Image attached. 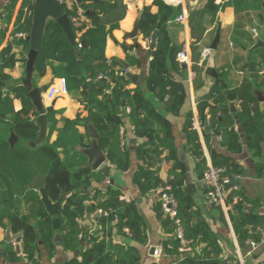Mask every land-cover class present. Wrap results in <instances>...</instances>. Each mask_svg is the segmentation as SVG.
Masks as SVG:
<instances>
[{
    "label": "trees",
    "instance_id": "obj_1",
    "mask_svg": "<svg viewBox=\"0 0 264 264\" xmlns=\"http://www.w3.org/2000/svg\"><path fill=\"white\" fill-rule=\"evenodd\" d=\"M215 0H209L203 9H191L188 15V24L191 37L194 41L191 47L197 49V45L203 40L207 17L212 23L217 22L221 10L230 6H240L246 0H222L219 6ZM157 7L158 11H152ZM66 13L73 22L77 39V47H72L67 41L62 29L54 21H49L44 42L35 61L36 77H45L50 68L53 79L59 78L66 82L69 92L75 93L82 104L89 111L90 121L99 131L100 148L106 152L107 160L121 172L129 169V157L123 150L121 137V109L130 108L128 117L139 135H148L154 142L152 154L161 157L164 150L171 153L175 151L173 138L168 131L156 129L162 126L163 120L155 112L151 101L147 99L140 86L136 89H128L130 82L124 78L123 68L116 59L109 60L106 57V45L108 39H114V31L120 28V22L127 13L125 0H82L80 6L72 9L64 5ZM81 11V12H80ZM182 6H173L165 3V0H155L151 6H147L141 12L139 18V33L143 38H153L156 42L155 49L149 53V71L146 78V92L164 102L166 111L174 116L180 113L185 96V86L177 81L173 73L181 72L182 65L177 61V55L183 46L175 42L170 25L182 15ZM89 13V14H87ZM84 18V20H83ZM87 20V21H85ZM32 17L29 18L28 32L31 30ZM5 34L0 31V47L3 44ZM85 41L86 46L78 45ZM24 44L29 49L26 40L16 41L15 44ZM128 53L134 46L122 44ZM80 50L78 56L76 51ZM137 58V59H136ZM132 59V60H131ZM139 58L136 56L127 59L131 66L136 65ZM19 59L10 44L0 52V227H10L13 234H22L23 253L33 260L39 253V243L42 241L49 250L52 249L55 236L56 223H62V241L66 249L76 250L81 244V221L88 214L89 208L103 213L112 212L118 217L120 230L129 228L135 240L145 242L140 220L129 207L122 206L120 191L109 189L102 201L93 195L90 207L87 205V196L81 193L83 187L89 185L88 179L105 180L107 176L102 173H93L85 168L87 157L75 148L81 144L85 137L79 132L78 127L82 123L81 115L76 120L65 121V126L58 130V137L54 143H50V137L57 131L58 120L56 112L47 114L49 122L48 139L37 147H29L28 144L38 137L39 127L36 119L39 114L35 110L31 98L27 97V90L20 83H13L10 71H12ZM58 63L55 66L53 63ZM135 62V63H134ZM100 76L106 79H100ZM238 97V91L222 93L220 89H214L209 97L201 100V104L210 103L209 130L214 135L222 137L221 145L232 153L241 151L240 136L234 130L235 120L227 108V102ZM21 101L22 110L15 111L14 102ZM86 105V104H85ZM193 116H187L186 134L189 144L193 146L196 157L202 158L199 136L192 127ZM13 129L20 142L11 147L8 143L10 129ZM262 139L257 138L251 144L254 156L261 159ZM140 154V153H139ZM167 156V160H171ZM227 162L215 165L224 168L227 177H238L245 174L238 165L229 166ZM263 166V165H262ZM178 164L172 173L176 174L177 185L164 182L156 172L139 169L135 174V181L139 184L143 194L152 191H161L171 186V193L178 202V217L182 222L184 235L187 239L202 246L199 252L184 259L181 264H229L223 258V250L217 237L211 230L201 224H195L186 208L188 190L184 189V182L177 173ZM208 169L205 160H201L198 171L204 175ZM260 169L262 167L260 166ZM262 171V170H261ZM45 177L46 183L41 189L45 193L42 198L39 191L30 187L37 177ZM208 192V191H207ZM71 193L67 198L64 194ZM243 198L242 190H234L227 199V204H234L235 209L243 208L239 200ZM56 204L57 218L49 215L54 209L50 203ZM95 202V204H94ZM162 212L161 202L157 208ZM104 215L100 223L107 221ZM234 226L239 240L245 243L251 239L259 241V234L253 232L264 224V218L248 217L246 214L234 217ZM56 221V222H55ZM165 227L169 232H174V223L166 218ZM176 252L179 242L174 237L172 241ZM10 261H17L18 257L11 247L6 251ZM94 254L87 252L81 261L75 260L70 264H111L107 257L94 259ZM235 264H239L236 262Z\"/></svg>",
    "mask_w": 264,
    "mask_h": 264
},
{
    "label": "crops",
    "instance_id": "obj_2",
    "mask_svg": "<svg viewBox=\"0 0 264 264\" xmlns=\"http://www.w3.org/2000/svg\"><path fill=\"white\" fill-rule=\"evenodd\" d=\"M154 1L125 0L127 13L120 22V28L114 31V39L107 40L105 54L109 60L116 59L120 65V62L127 64L138 77L136 82L128 80L130 82L128 89L133 90L137 86L142 88L145 97L151 101L155 112L163 120L162 126H157L156 129L158 131L164 129L171 134L175 151L171 153L169 150H164L161 157L154 156L152 154L154 147L152 138L149 137V134L139 135L135 132L128 117L131 110L128 111L130 108L124 107L121 109L120 115L121 137L123 150L128 154L130 160L128 171H119L107 160L105 166L110 168L108 175L100 170L93 171L91 169L93 173H102L107 176L106 179L99 181L90 178L88 179L89 185L81 190V193L87 196L86 203L89 207L93 203L91 201L93 195L96 194L97 199L102 201L107 190L120 191L122 206L129 207L142 224L145 242L140 243L135 240L129 228L120 230L118 217L114 213H103L101 210L93 211L89 208L88 214L81 221L83 230L82 236H80L81 244L76 250L65 248L62 241V223L57 222L52 249L49 250L41 241L39 243L40 251L33 260L23 253L22 234H13L9 226L0 227V264H70L75 260L81 261L87 252L93 253L95 260L107 257L111 264H181L184 259L199 252V248L202 246L194 244L192 253L186 257L180 253L179 249L176 252L172 244L175 237L174 232H169L165 227L167 216L163 212L159 214L157 211L160 203V191L143 194L139 184L135 181L136 172L139 169H146L156 172L164 182L172 186L177 185L176 174L172 173L176 164L179 166L177 173L183 179L184 189L188 190L186 208L190 217L195 224L208 227L217 237L223 250V258L229 264L236 262L239 264H264V244L253 250L250 246V242L253 240L241 242L236 234L233 220L234 217L237 218L244 214L248 217L264 218V47L258 46V40L264 42V0H246L238 7L234 5L226 7L219 12L216 23H212L211 18L207 17V31L194 53L191 47L194 39L191 37L188 15L191 9L205 8L209 0H165L168 5H181L182 15L186 17L184 22H179L177 19L170 25V32L175 42L182 45L183 49L188 46L190 61L189 65H184L186 69L183 66L181 72L173 73L174 78L185 86L186 93L177 116L169 114L164 102L146 92L149 52L145 47L146 40L139 32L136 37H133L141 12L145 7L151 6ZM222 3V0L214 1L216 6ZM34 5L35 0H0V31L5 34L0 52L13 44V51L17 54L19 62L9 73L12 82L20 83L22 86H24L23 81L27 74V56L31 50L27 38L31 33V30L28 32L30 17H32L33 24ZM75 5L80 6L76 0H68L66 4L71 9ZM152 11L156 13L158 8L153 7ZM73 22L77 23V19L72 20ZM219 23L221 25V42L216 51H210V54L205 57L204 52L209 50L213 44ZM17 33L22 36L16 37ZM21 40H26L29 43V49L24 44H15L16 41ZM122 44L134 46V49H130L127 53ZM129 55L139 58L136 65L131 66L127 62ZM211 63H214V70L218 76L211 79L212 87L209 94L196 98L197 93L205 88L209 79L207 72L210 70ZM53 64L58 66L56 62ZM195 67L199 68V73L195 71ZM125 73L126 69L123 68L122 75L124 76ZM61 80L53 79L52 72L48 68L47 75L42 78L36 77L34 72L33 87L42 88L49 84L58 86ZM214 89H220L224 94L238 91V97L228 101L227 108L235 120L234 130L240 136V152L232 153L227 150L221 145L220 135H214L209 130L210 103L201 104L200 102L209 97ZM84 103L86 105L80 102L75 93L69 92L67 95L59 96L53 100L47 97V92L43 93V104L47 114L50 112L48 109L52 108L51 111L56 112L58 120L57 131L50 137V143L57 140L58 130L65 126L66 120H76L79 115H81L82 123L78 129L85 137L75 149L82 153L81 150L92 147L94 140L99 143V131L96 125L90 121L89 111L86 108L87 103L86 101ZM14 107L16 112L21 111L23 108L21 101L16 100ZM190 113L193 116L192 127L199 136L202 158L194 155L193 146L189 144L187 138V116ZM49 132L48 122L47 139L50 136ZM257 138L262 139L263 156L261 159L255 157L250 148ZM28 146L32 147L30 143ZM171 154V160H167L166 157ZM201 160L206 161L208 168L227 162L226 164L229 166L238 165L244 170L243 176L231 177V179H237L236 191L242 190L243 192V198L239 200L243 208L235 209L234 204H227V199L235 187L225 188L226 202L223 206L215 207L208 203L207 187L202 182L203 175L198 171ZM260 166L262 169L259 171ZM108 179L110 180L109 184L106 182ZM43 187L36 191H39L41 197L45 198V193L41 190ZM70 195L71 193L64 194V198ZM50 205L54 209L49 211V215L57 218L56 204L51 202ZM103 215L108 220L105 223H100V218ZM263 226L264 224L253 228L252 231L259 234ZM20 239L21 242H19ZM159 246L164 248L161 257L151 253L152 248ZM11 247L14 248L18 257L15 262L10 261L6 255V251ZM18 247H20L19 252Z\"/></svg>",
    "mask_w": 264,
    "mask_h": 264
},
{
    "label": "water",
    "instance_id": "obj_3",
    "mask_svg": "<svg viewBox=\"0 0 264 264\" xmlns=\"http://www.w3.org/2000/svg\"><path fill=\"white\" fill-rule=\"evenodd\" d=\"M80 5L82 4V0H76ZM264 8V4H263ZM89 14V13H87ZM140 18V17H139ZM49 21H54L59 27L62 29L67 41L70 43L72 47H77L76 35L73 27V23L69 15L66 13L63 5L59 3L58 0H35L34 10H33V24L30 36L27 40L30 43L31 50L28 53V61H27V74L26 79L23 81V85L26 88L28 94L27 97L31 98L36 111L39 116L37 118V125L39 127L38 137L35 141L31 142L30 145L35 147L37 145L42 144L46 141L48 136V117L47 110L43 104V93L47 92L52 84L46 85L42 88H34L33 87V78L35 72V61L39 55V51L41 50L44 42L45 32L48 26ZM139 32V19L137 21V25L133 34V37H136ZM221 42V25L219 23L215 39L213 44L210 47V51H216ZM82 47L86 46L85 41L83 40L81 43ZM258 46L264 47V42H260L258 40ZM77 55H80V50L76 51ZM124 69H126V73L124 78L126 80H130L133 82L137 81V76L129 69V66L123 62H120ZM186 69V66H184ZM209 75V79L206 82L205 88L197 93L196 98L202 97L204 95H208L211 87L213 77H217V73L214 70V63H211L210 70L207 72ZM0 81V86H1ZM52 108H49L48 111H51ZM19 137L16 135L13 129H11V135L9 138V144L11 147L15 146L19 142ZM81 152L87 156L88 161L84 165L86 168H90L93 171L100 170L105 175L109 174L110 168L105 166L107 161V156L104 151L100 149L99 143L97 140H94L92 143V147L90 149H83ZM46 183V178H41L37 176L30 187L32 189L38 190L43 187ZM237 186V179L232 178L231 182L226 185V188H233ZM21 242V239L20 241ZM20 247H18V252ZM155 248H152L151 253L153 254Z\"/></svg>",
    "mask_w": 264,
    "mask_h": 264
},
{
    "label": "built area",
    "instance_id": "obj_4",
    "mask_svg": "<svg viewBox=\"0 0 264 264\" xmlns=\"http://www.w3.org/2000/svg\"><path fill=\"white\" fill-rule=\"evenodd\" d=\"M61 5H66L68 0H58ZM186 20L185 15H182L178 18L179 22H184ZM77 24V23H76ZM16 37H21L22 34L17 33ZM156 42L153 38L146 39V50L150 53L155 49ZM81 48V44L78 45ZM210 54V50H206L204 52V56H208ZM177 61L182 65H189V53L188 46L184 47V49L177 55ZM100 79H106V77L100 76ZM69 93L68 86L64 80L60 81L58 86H51L47 91V97L50 100H53L59 96H65ZM130 111V109H128ZM222 139V137H219ZM224 168H218L215 166H210L204 173L202 182L207 187V201L212 206H223L226 202L225 196V186L231 182V178L224 176L225 174ZM108 184L110 180L106 181ZM237 189L236 187L234 188ZM160 202L162 206V212L172 220L174 223L175 231L174 236L179 242V251L183 256H187L192 253L194 242L187 239L184 235V229L181 220L178 217V202L171 193V186H167L163 190L160 191ZM264 244V226L259 231V241H251L250 246L253 250H256L260 245ZM164 253V248L159 246L155 248L154 255L157 257H161Z\"/></svg>",
    "mask_w": 264,
    "mask_h": 264
},
{
    "label": "rangeland",
    "instance_id": "obj_5",
    "mask_svg": "<svg viewBox=\"0 0 264 264\" xmlns=\"http://www.w3.org/2000/svg\"><path fill=\"white\" fill-rule=\"evenodd\" d=\"M197 59L195 58V61H196ZM195 71L197 72V73H199V68H197V67H195Z\"/></svg>",
    "mask_w": 264,
    "mask_h": 264
}]
</instances>
